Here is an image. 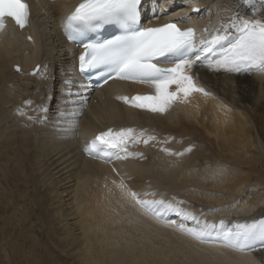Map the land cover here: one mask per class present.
<instances>
[{
    "label": "bare ground",
    "instance_id": "6f19581e",
    "mask_svg": "<svg viewBox=\"0 0 264 264\" xmlns=\"http://www.w3.org/2000/svg\"><path fill=\"white\" fill-rule=\"evenodd\" d=\"M71 1L36 0L27 29H0V264H264L260 243L247 250L201 243L130 195L184 201L181 207L201 221H224L225 228L264 219V193L251 190L264 187V73L196 64V85L210 94H180L163 113L118 99L141 89L123 83L95 92L86 109L66 104L82 99L66 96L63 83L73 81L70 90L79 93L77 76L65 69L74 51L57 26ZM193 4L203 8L198 19L191 15L199 29L236 13L264 17L260 0H147L144 17L152 12L150 23L164 22ZM36 64L39 74H28ZM47 97L50 113L40 107ZM58 103V114L51 113ZM44 115L49 120L39 124ZM108 128L146 130L156 139L129 142L133 155H84L83 138Z\"/></svg>",
    "mask_w": 264,
    "mask_h": 264
},
{
    "label": "snow or ice",
    "instance_id": "6c2138e0",
    "mask_svg": "<svg viewBox=\"0 0 264 264\" xmlns=\"http://www.w3.org/2000/svg\"><path fill=\"white\" fill-rule=\"evenodd\" d=\"M243 2L248 3L249 0ZM141 4L142 0H81L64 22L68 39L79 43L83 49L78 58L80 73L95 71L106 77L105 83L108 79L118 78L148 84L155 90L150 95L118 99L141 109L163 113L180 94L184 97L194 91L208 94L189 74L188 70L196 64L232 74L264 73V17L245 19L239 13L232 14L227 22L210 25L198 34L194 27L181 28L171 22L157 27L143 26L140 23ZM29 15L25 0H0V29L5 26L6 18L24 28ZM105 25H116L118 34L106 39L90 38L89 33L97 32ZM39 70L40 66L35 74H39ZM63 83L69 89L66 96H81L70 90L73 81L65 80ZM172 86H175V91L171 90ZM77 102L81 105L86 103V97L79 101L65 100L66 104ZM155 139L146 130L108 128L99 132L85 151L95 155L108 150H122L126 155H133L128 153L129 142L147 144ZM163 150L169 154H183L173 153L168 148ZM120 187L123 190L126 185L121 183ZM130 195L157 219L175 225L199 242H219L237 250H247L257 243L264 246V219L225 228L224 221L219 224L201 221L196 213L181 207L184 201L175 198L141 199L135 192ZM170 214H176L182 221H192L196 226L187 227L183 222L177 224L168 219Z\"/></svg>",
    "mask_w": 264,
    "mask_h": 264
},
{
    "label": "rangeland",
    "instance_id": "374dc122",
    "mask_svg": "<svg viewBox=\"0 0 264 264\" xmlns=\"http://www.w3.org/2000/svg\"><path fill=\"white\" fill-rule=\"evenodd\" d=\"M44 18V17H43ZM51 24V22H48V24ZM48 27H50V26H48ZM17 66V65H16ZM254 183H251V185H253ZM251 188H253V189H251L252 191H255V194L256 195H259V194H261V193H264V187H262L261 185H259V186H257V187H251ZM63 199H67V197H65V195H64V198ZM237 200V199H236ZM235 200V201H236Z\"/></svg>",
    "mask_w": 264,
    "mask_h": 264
}]
</instances>
